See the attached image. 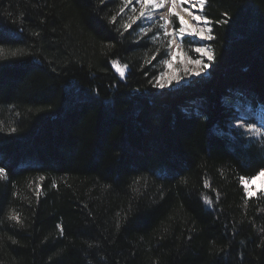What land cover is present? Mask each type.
<instances>
[{"label": "trees", "instance_id": "16d2710c", "mask_svg": "<svg viewBox=\"0 0 264 264\" xmlns=\"http://www.w3.org/2000/svg\"><path fill=\"white\" fill-rule=\"evenodd\" d=\"M203 15L207 75L161 90L123 0H0V264H264V138L232 127L264 112V0Z\"/></svg>", "mask_w": 264, "mask_h": 264}, {"label": "rangeland", "instance_id": "374dc122", "mask_svg": "<svg viewBox=\"0 0 264 264\" xmlns=\"http://www.w3.org/2000/svg\"><path fill=\"white\" fill-rule=\"evenodd\" d=\"M124 4H125V0ZM194 3L196 2L198 11L196 13H193L195 15H202L199 11V5L197 0H192ZM169 0H166L164 6L162 9L157 10L155 13H153V16L158 20L160 16H167L168 12L167 9L171 7V4L169 3ZM168 4V5H167ZM126 5V4H125ZM128 7V10L130 11L131 15L134 17L139 15V5H136L134 2L132 5H126ZM132 7H135L137 9L136 12H133L131 9ZM190 9L191 2H190ZM175 19V18H173ZM139 23L140 26H142L145 31L144 34H154L157 35V32H159V35L157 36V39H159L158 43L160 46L166 45V52L167 53H177L175 58H173L171 55H166L165 59H169L171 61V66L165 65L164 63V70L159 75V82L164 84V87H159V89H167V88H177L183 85H186L190 83L192 80L196 78H201L207 75L208 71V62L209 59L206 55L203 53H198L195 51L196 48H202L205 50H210L208 47V41L209 39H202L199 36L193 35L189 30L187 29L183 38L179 34H174L173 37H165L163 35V30H158L156 25L154 23L150 24L147 21L144 20H136L135 23ZM176 26L178 27V20L175 21ZM195 28L198 27H204L205 28V35H210L208 32L209 25H204L201 21L199 24L194 25ZM149 28H152L153 31L148 32L147 30ZM173 25L169 24L167 26V31H172ZM191 31V30H190ZM188 32V33H187ZM169 39L174 40V43L169 46ZM177 45H179V48H177ZM196 60H201V64L195 63ZM189 65V66H188ZM115 70L121 72L123 71V68L120 67L118 64L114 63ZM197 73H199L197 75ZM158 84V83H157ZM239 113L241 116L246 117L247 114L244 110H239ZM257 120V124H256ZM243 125V126H241ZM232 127L235 128H241V130L248 134L251 137H263L264 138V112L260 111L257 116H255V124H247L244 120H241L236 123H232ZM251 129V130H250ZM257 131L260 133L257 135ZM255 179H244L246 183L242 182L243 187L247 191L252 193V196H255L258 192H260L262 189H264V176L256 175Z\"/></svg>", "mask_w": 264, "mask_h": 264}, {"label": "snow or ice", "instance_id": "6c2138e0", "mask_svg": "<svg viewBox=\"0 0 264 264\" xmlns=\"http://www.w3.org/2000/svg\"><path fill=\"white\" fill-rule=\"evenodd\" d=\"M133 2L136 5H139V15L136 17H133V22H135L136 20H144L149 22L150 24L154 23L157 27L158 30H163V35L165 37H173L174 34H179L181 36V38H183L185 32L187 29L191 30V33L193 35L199 36L202 39H212L213 37L211 35H205V28L204 27H198V28H194L192 27L188 21L185 20V17L183 15L180 14V12H178L176 10V5L177 3H179L182 7V10L187 13L188 15L192 16L193 19L199 24L201 21L203 22L204 25H207L208 23H210V21L207 18V15H195L193 14L189 8H185L183 7V5L185 4H189L190 0H170L171 3V7L167 9L168 15L167 16H160L159 19L157 20L154 16L153 13H155L157 10L162 9L166 0H125V4L126 5H132ZM198 5H199V11L201 13L204 12L205 7L208 3V0H197ZM101 3H103V0H101ZM192 8L197 7L196 3H192L191 4ZM133 12H136L137 9L135 7H132L131 9ZM123 11V9L121 10ZM225 15H227V13H225ZM175 18V19H173ZM178 20V24L179 26H176L175 21ZM111 23H115L116 22V16H113L110 20ZM219 22V21H218ZM227 20H224L223 23H227ZM169 24L173 25V30L167 31V26ZM131 27V25H125V30H127V28ZM141 31H145V29L141 26ZM148 32L153 31L152 28H149L147 30ZM208 32H211V29H208ZM159 35V32H157V35L153 36L152 39L155 40L157 38V36ZM169 46H171L172 43H174V40L169 39L168 41ZM177 48H179V45H177ZM0 51H2V49H0ZM196 52L198 53H203L204 55L207 56V58L209 60H212L213 54L210 50H205L202 48H196L195 49ZM13 55H15V53H13ZM166 55H171L173 58H175V56L177 55V53H166ZM153 59H155V56L153 57ZM165 65H168L169 67L171 66V61L169 59H164L162 61ZM115 63V61H114ZM195 63L197 64H201L202 61L201 60H196ZM125 68L128 67V65H124ZM199 73H197L198 75ZM124 75V72L121 71V76ZM157 83L159 87H164L163 83L159 82V78H157ZM243 126V125H241ZM2 130V129H0ZM251 130V129H250ZM10 131L15 132L16 129L12 128L10 129ZM260 133L257 131V135H259ZM257 175L259 176H264V169H261ZM0 178H5L6 179V172L4 168H0ZM256 177H252V179H255ZM242 179V182L246 183V181ZM247 195L249 196V198L253 195L252 193L247 191V188L245 189ZM261 191H264V189H262ZM210 202V201H209ZM9 218L11 220L16 221L17 223H22V220L20 219V215L16 212H12L9 216ZM62 231V229H61Z\"/></svg>", "mask_w": 264, "mask_h": 264}, {"label": "bare ground", "instance_id": "6f19581e", "mask_svg": "<svg viewBox=\"0 0 264 264\" xmlns=\"http://www.w3.org/2000/svg\"><path fill=\"white\" fill-rule=\"evenodd\" d=\"M190 2H191V4L192 3H194V1H192V0H190ZM169 3H170V0H169ZM168 3V4H169ZM196 3V2H195ZM167 4V5H168ZM171 4V3H170ZM183 7H185V8H189V10L192 12V13H196L197 11H198V9H196V8H192V9H190V3L189 4H185V5H183ZM176 10L178 11V12H180V14L181 15H183L184 17H185V20L186 21H188L189 22V24L192 26V27H194V25H196L197 26V22L193 19V17L192 16H190V15H188L187 13H185L183 10H182V7H181V5L179 4V3H177V5H176ZM195 28V27H194ZM189 30V32H191L190 31V29H188ZM188 33V32H187ZM189 66V65H188Z\"/></svg>", "mask_w": 264, "mask_h": 264}]
</instances>
